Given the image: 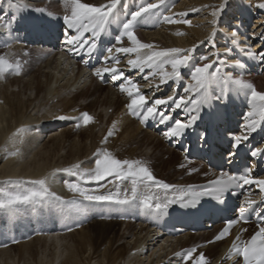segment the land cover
Listing matches in <instances>:
<instances>
[{
  "label": "bare ground",
  "instance_id": "6f19581e",
  "mask_svg": "<svg viewBox=\"0 0 264 264\" xmlns=\"http://www.w3.org/2000/svg\"><path fill=\"white\" fill-rule=\"evenodd\" d=\"M82 2L99 6L108 3V0H82ZM156 2L157 0H121L117 10L119 21L108 25L106 31L110 30L115 33L116 41V37L122 32V22L131 18V12L136 11L141 5ZM261 3H264V0H165V5L154 10L158 14L155 18L145 19L142 16L134 29L135 35L141 43L153 45L151 50L144 49L141 54L169 48H181L192 50L193 60L201 65L219 58L221 61H226L227 66L216 64L214 68L222 67V73H231L233 77H240L252 83L257 91L264 92V59L258 55L260 52H264V8L258 7ZM221 4H224V7L215 18L217 23L213 24L214 18L211 13L214 9H219ZM39 13L54 14L53 16H58L60 21L47 24L46 21L41 23L36 21L34 27H29L28 30L25 19ZM180 13H187V15L180 16ZM66 14H70V10L64 0H0V56L5 57L13 64L19 62V64L26 65L21 67L19 75L10 71L4 77H0V199L3 198V192H27L38 189L39 185L34 184L33 181L43 179L50 192L56 193L64 201L75 200L77 202L76 207L66 206L63 210L51 203L36 206L20 205L15 214L0 210V255L12 248L22 249L23 252L25 249L33 251L36 243L50 242L58 254L55 263L50 264H181L182 256L185 253L181 252L183 249L196 248L201 245L202 248L197 249L194 257L203 253L207 264H241L239 257L234 254L231 258L226 259V257L233 243H239L236 241L237 236L241 241L247 238L248 225L234 229L224 241L215 243H211V240L221 229V221L213 225L206 223V228L211 226L210 230L205 229L195 233H191L189 228L176 226L175 229L184 234L175 237L153 228L157 215L152 210L143 207L139 199L126 205L107 201L90 202L84 200L78 193L69 191L68 184L77 183L90 195L111 193L114 200L123 199L125 193L130 195L131 177L115 183H109L110 180H113L112 177H107L102 181L85 182L78 176H71L62 170L75 164H79L81 170L92 169L95 167V154L98 150L106 149L119 159L120 152L132 145L141 146L144 144L145 147L138 153H136L137 149L131 150L129 156H124L120 160H129L134 157L133 155H139V159L143 160L141 161L143 165L150 171L149 159L147 160L150 155L157 158L161 168L175 159L179 161V164L176 163L169 169L174 173L171 180L163 179L166 182L160 180L172 187L165 190L151 186L153 205L155 203L164 205L174 195L203 193L207 186L200 184L218 180L224 176L207 169L205 163L198 160L193 161L198 164L186 163L191 166L192 170H195L192 176H187L182 170L185 164V153L178 150L175 137H165L164 135L169 129L167 130V127L161 129L163 126L161 123L147 129L146 125L150 121L149 119L141 124L139 117L128 112L125 105L129 102V98L126 93L120 91L121 83L127 85L128 80H113L110 72L103 73L102 76L95 75V70L98 68L115 66L123 71L125 77L137 85L141 80L144 81V84L138 86L140 92L148 100L147 106L151 107L156 99H167L169 96L178 99L181 96L194 95L186 94L184 91L185 87L192 82L190 69L182 68L181 79L168 80L166 83L160 82L159 74H152L155 69L145 68L143 72L132 69L127 61L135 59L137 54L115 51L117 47L132 46L127 36L121 37V43L115 42L110 46L113 49L112 53L109 54L107 51L99 66L90 68L87 66L85 57L78 59L79 53L86 43L83 46L67 43L66 33L77 36L78 32L67 28L63 20V16ZM12 16H15L14 20L11 19ZM163 16L186 19L191 23L190 25L170 24L164 21ZM254 16L256 17L253 20ZM36 19L38 20V18ZM251 21L254 24L248 30L247 26ZM61 29L64 38L57 42L56 37ZM214 30L215 34L213 35ZM178 32L183 34L177 35ZM29 33L30 37L41 41L40 43L45 41L55 45L54 49L45 47L42 51L39 49L40 45L38 47L29 46L31 49L28 50L32 51L31 53L39 55L38 59H34V63H39L52 54L54 56L43 66L47 72L40 76L43 79L42 82L39 78L35 85L30 83L19 85L32 65H28V58L22 56L25 51L23 45L21 43L19 45L12 39L15 37L21 39L24 36L29 39ZM232 33L236 35L233 36ZM84 36L85 39H82ZM92 38L91 30L83 32L80 37L81 41H90ZM233 40L236 41L235 44H233ZM229 49L230 51H228ZM87 50L83 54H86ZM248 52L257 55L250 57L247 55ZM110 55L119 58V64H116L115 59H110ZM205 56L209 59L202 60L201 58ZM236 61H240L244 67L236 66ZM167 70L171 71L170 65L167 66ZM103 80L109 81L106 94L102 99L97 97L88 104L90 115H92L91 108L93 109L97 104L100 105L99 118L101 119L98 118L85 126L77 119H73L85 111L73 113V111H69L73 110L70 106L75 100L85 102L95 95L101 90L100 83ZM12 83H15L17 87H11ZM163 93H168V95L163 96ZM209 94L212 97L219 96L220 86L211 85ZM211 102L218 113L220 124L224 127L230 124L234 135L241 134L246 123L244 117L251 110L248 98L239 94L235 90V86L230 83L226 96L222 100L213 98ZM206 105L200 108L198 113L200 117L204 115ZM156 107L158 111L169 115L171 119L182 122L188 119V111L183 107L176 109L171 101L166 105ZM191 107V105L188 106V108ZM191 114L196 115L197 113ZM60 116L68 118L59 119ZM107 117L109 118L105 121ZM235 121H239L238 125L235 124L238 129L234 128ZM70 122L71 125H69ZM78 123L79 127L83 125L80 128L81 131L88 130L89 146L85 148L84 152L71 151L66 159L50 163V149L42 150L38 147V142L45 133L53 136L50 139L53 142L54 139L60 138L62 135L64 138L65 136L69 138L70 133L77 129ZM106 123L108 127L104 138L110 129L114 134L110 137L113 139L104 144V141L100 143L99 136L104 132ZM67 125L69 126L67 127ZM60 128H64V130L59 135H53ZM142 137L146 139L145 143L141 141ZM61 140L60 142H62ZM170 140L173 145L169 144ZM53 142L50 148L59 146ZM159 143H164L166 148L157 149ZM248 144H255L258 148L264 149V122H261V127L251 133ZM161 149L166 151L164 152L167 155L166 161L161 159L164 155L161 153ZM12 152L17 154L13 156ZM200 163L203 165H199ZM181 164L183 165L181 166ZM258 171H262L263 176L257 179H264V166L255 169V172ZM262 191L259 186L254 185L251 191L242 197L239 202V210L235 213H227L228 218L236 221L240 208L247 209L249 207L246 198L256 201ZM143 193L144 187L141 185L138 196ZM200 198L192 207L193 211L202 212L207 218L206 222L213 219L210 214L226 211L224 209L226 204L217 199L214 198L212 204H209ZM49 199L51 200V198ZM227 205L232 206L233 204L228 203ZM119 209L138 222L120 219L118 217ZM87 221H92V223L86 226ZM95 225L101 227L119 225L121 228L116 231L114 229L102 232V240L94 242L95 233L91 227ZM129 236L132 237L131 242L123 243V248L117 249L118 243ZM161 238L163 245L157 246ZM103 240L107 241L103 242ZM105 243L107 247L101 253L100 247ZM11 246L14 247L11 248ZM62 248L65 255L59 254V249ZM86 251L88 254L85 258L79 257L80 252ZM145 251L151 253L149 257L142 260L141 256L145 254ZM183 264H192V261H184Z\"/></svg>",
  "mask_w": 264,
  "mask_h": 264
},
{
  "label": "snow or ice",
  "instance_id": "6c2138e0",
  "mask_svg": "<svg viewBox=\"0 0 264 264\" xmlns=\"http://www.w3.org/2000/svg\"><path fill=\"white\" fill-rule=\"evenodd\" d=\"M65 5L70 10V14L63 16L65 25L69 30H76L78 32L77 36L68 35L67 43L69 45L88 43V41H81L80 37L83 32L91 30L93 34V43L89 51L96 47L95 39H98L103 33L107 26L119 21L117 14L118 5H120L121 0H108V3L101 4L99 6L83 3L82 0H64ZM165 5V0H157L156 3H146L141 5L136 11L131 12L130 19L122 22V32L116 37L117 44L121 43V37L127 36L128 40L131 42V47H117L115 51L117 53H136L135 59H129L127 61L128 65L132 69H138L143 72L145 68L155 69L152 73L153 75L159 74L160 82L166 83L168 80H179L181 79V69L189 68L191 75V83H189L184 91L186 94L178 99L169 96L167 99H156L153 106H147L148 100L145 95L140 92L139 86L134 83L131 79L124 76L123 71L113 66L112 68L96 69L95 75L102 76L103 73H111V78L113 80L127 79V85L121 83L120 91L126 93L129 102L125 105L128 112L140 118V123L144 124L149 117H160V123L164 124L171 119L169 115H166L162 111H158L156 106L166 105L169 101L175 106L176 109L185 108L189 115L186 121L175 120L174 126L170 127L169 131L165 132V137H177L184 134L185 130L192 127L196 121L200 118L198 113L203 105L209 104L211 99L215 98L217 100H222L227 92L229 91V84L235 86V90L239 94H243L248 98V103L251 110L247 112L244 117L246 123L243 126V131L241 134L234 135L232 138V148H239L244 142L249 139L251 133L255 132L258 127H261V122H264V92L257 91L254 85L250 82L245 81L240 77H233L231 73H222V67H215L214 65L220 64L227 66L226 61H221L219 58L209 63L198 64L193 60L191 55L192 50H184L181 48H169L161 51H150L143 52L144 49L151 50L153 45L141 43L136 37L134 29L139 22V18L142 16L145 19L155 18L158 14L154 11L159 9L161 6ZM224 4H221L219 9H214L211 13L213 16V24L217 23L215 19L218 17L219 12L222 11ZM260 8H264V3L258 5ZM19 10V9H18ZM42 11V10H41ZM180 16H185L187 13H180ZM12 20L15 16H12ZM165 22L173 24H189L190 21L186 19H174L171 16H163ZM183 33H177V35H182ZM215 30L213 31V35ZM235 36V33H232ZM211 39V37H209ZM236 41L233 40V44ZM109 54L112 53L113 49L109 48L107 50ZM230 51V49L228 50ZM247 55L254 57L257 54L248 52ZM259 57L264 59V52H260ZM110 59H115L116 64H119V58L109 56ZM202 60H208L207 56L202 57ZM236 66L243 68L244 65L240 61L235 62ZM171 67V71L167 70V66ZM214 68V70H212ZM21 66L19 62L13 64L5 57L0 56V77H4L8 72H14L16 75L20 74ZM212 70V71H210ZM147 79V77H145ZM217 84L220 86V95L212 97L209 94V88L211 85ZM158 87V86H157ZM191 105V108L188 106ZM191 113H197L193 115ZM59 119H67L68 117L60 116ZM82 122L85 126L94 121V117L88 112H82L79 117H74ZM79 123L77 127H79ZM115 127V125H113ZM113 130L110 129L107 136L104 138L106 142L108 137L113 135ZM17 153L12 152L11 155L15 156ZM230 155H235V152L230 153ZM253 157L257 155H264V149L255 148L251 151ZM95 167L88 170H81L79 164L72 165L69 168L63 169L62 171L68 173L71 176H78L80 180L88 181H102L107 177H112L109 183H115L116 181H124L128 178L131 179V189L130 195L125 193L123 199H115L110 193L108 195H90L87 194L86 190L77 183H69L68 189L73 193H78L79 196L83 197L86 201L95 202H115L117 204L126 205L137 199L146 209H152L153 207L157 211L167 207V204L162 205L161 203H155L153 205V196L151 194V186L157 188H163L165 190L172 187L160 180H157L151 173V171L143 165L141 161H131V160H120L115 158L106 149H100L95 154ZM240 181L243 185L255 184L264 190V179H255L251 175H242L239 177L226 176V179L221 178L214 181L215 188L213 191L217 194V198L222 195L229 186L235 184L237 187H242ZM34 184L39 185L38 189L29 190L27 192H3V198L0 199V210H4L9 214H15L19 209L18 206H36L46 203H51L54 206L61 208L62 210L67 207H76V201H64L62 197L56 195L54 192H50L46 186V181L43 179L33 181ZM143 185L144 193L138 196L139 188ZM210 194L208 190L203 193L195 195H208ZM51 198V200L49 199ZM58 202V203H57ZM194 202V201H193ZM246 203L251 207L255 201L248 200L246 198ZM245 208H240L241 218L245 213ZM236 221H229V224H233ZM229 232V228L226 227L223 231L215 238L220 240L224 238ZM232 248L229 250L227 258H231L232 255H236L243 260V264H264V226L259 227V230L248 240L241 241L240 237H236ZM197 253L195 247L187 250L183 256L182 260L187 262L192 261V264H207L206 257L203 253H199L198 256L194 257ZM180 255L179 253L177 254Z\"/></svg>",
  "mask_w": 264,
  "mask_h": 264
},
{
  "label": "rangeland",
  "instance_id": "374dc122",
  "mask_svg": "<svg viewBox=\"0 0 264 264\" xmlns=\"http://www.w3.org/2000/svg\"><path fill=\"white\" fill-rule=\"evenodd\" d=\"M40 14V13H39ZM39 14H34L32 16H30L29 18L25 19V21H28V19H31V18H40ZM54 15V14H53ZM53 15L51 14H48L47 19H51L52 21H57L58 19H60L58 16L57 17H54ZM56 15V14H55ZM235 16V14H234ZM256 16L253 17V20ZM45 19V20H47ZM44 20V19H43ZM244 21V20H243ZM245 22V21H244ZM254 23L251 21V23H249V25L247 26V29L250 30L252 25ZM62 34V33H61ZM61 39H63L61 37ZM14 41H16V43H18L20 45H23L22 47H24L25 51L23 52L22 56L24 58H28V65H32V68L30 69V71L28 72V74H26L22 81L19 83L20 84H26V83H30V84H33L35 85L36 84V81L39 80L40 76L43 74V73H46L47 72V69H44L43 66L44 64L49 60L51 59V57H53L54 55L52 54L51 56H47L45 57V60H42L41 62L39 63H34V59H38L39 58V55L36 53H31L32 51L28 50V49H31L29 47V45H32L31 43H34V42H27L23 39H19V38H14L12 39ZM36 46L34 47H38L39 46V43H36L35 44ZM33 46V45H32ZM41 46V45H40ZM45 47L47 46H42V47H39V49L42 51ZM53 53V52H52ZM32 60V61H31ZM20 66L21 67H25L26 65L20 63ZM77 68H80L79 66L75 65ZM31 67V66H30ZM35 81V82H34ZM40 81L42 82L43 79L40 78ZM101 90L96 92L95 95H93L92 97H90L88 100H86L85 102L83 101H79V100H75L70 107H72L71 109L73 110H69V111H73V113H78L80 111H85V112H88L90 114V110L88 108V104L91 102V101H94L97 97H99V99H102L104 97V95L106 94L107 92V85L109 84V81H101ZM142 85L144 84V81H140L138 83V85ZM149 84V83H148ZM100 86V85H98ZM11 87H17L15 83H12L11 84ZM169 93V92H168ZM168 93H163V96H167ZM27 96V94H26ZM98 100V99H97ZM99 104H97L95 107H93V109L91 108V114L94 116V121H96V119H98L100 117V113L99 111L101 109H99ZM118 111V110H117ZM116 111V112H117ZM65 114V113H64ZM109 117H107L105 119V121L108 119ZM101 119V118H99ZM71 125V122L70 124ZM67 125V127L69 126ZM83 126V125H82ZM81 127H77V129L70 133V137H66L64 138V136L62 135V137H57L56 139H54V142L53 141H50V139H52L53 136H50V134L47 135V133L44 134L43 138H41V140L38 142V147L41 148L42 150H49L50 149V157H51V161L50 163H55L57 161H62L63 159H66V157L68 156V154L71 152V151H80V152H84L85 148L87 146H89V138H87L88 136V130H80ZM66 127V128H67ZM107 123L105 125V129H104V132L99 136V141L101 143V141H104V133L105 131L107 130ZM64 128H60V129H57L53 135H59V133L61 131H63ZM40 133V132H39ZM38 134V133H37ZM47 135V136H46ZM62 138V140H61ZM113 138H110L109 137V140L107 139V142L112 140ZM60 140L62 142H60ZM141 141L142 142H146V139H144L143 137L141 138ZM52 142L55 143V144H58L59 146L58 147H51L50 146L52 145ZM104 144L106 143L105 141L103 142ZM102 143V144H103ZM143 147H145V145H141V146H137V145H132V146H129V147H126L123 149V152H120V155H119V159H121L122 157L124 156H127L131 150H134V149H137L136 153H138L141 149H143ZM160 147H163L164 149L166 148V145L164 143H159V147L157 149H159ZM164 149H161V153H164L166 151H163ZM123 153V154H121ZM141 155V153H140ZM177 155V154H176ZM129 156V155H128ZM134 157L129 159L131 161H143L141 159H139V155H133ZM154 158V159H153ZM167 158V155L164 153V155L161 157V159H164L166 161ZM149 159V160H148ZM147 160H148V165L150 166L151 168V173L152 175L158 179V180H171V177L172 174V171H169V169L171 168V166L175 165L176 163H178L179 161L177 159H175L174 161H172L170 164H168L167 166H163L161 168V166L159 165V162L157 161V158L155 157H151L148 156L147 157ZM184 163V162H183ZM186 163H190L188 161H185V164H184V168H182V170H184L185 174L187 176H192L194 174V171L195 170H192L191 169V166L189 165H186ZM192 163V162H191ZM196 163V162H195ZM179 164V163H178ZM198 164V163H197ZM183 164H181L182 166ZM199 165H203V164H199ZM173 180L175 179L172 178ZM163 180V181H165ZM166 182V181H165ZM235 211V210H234ZM120 218V217H119ZM121 219V218H120ZM122 220H126V221H134L133 219H130V218H122ZM134 222H138V221H134ZM91 222L87 221L86 223V226L91 224ZM121 223H124V222H121ZM143 225H146V223H143ZM259 227L261 226H253L252 224L248 225V232H247V236L250 235L252 232H254L255 230H258ZM119 228H121V226L119 225H114L112 227H101V226H98V225H95L93 227H91V230L95 233V237H94V242L96 241H99L101 239V233L102 232H106L107 230H118ZM159 230V229H157ZM207 230H210V228H207ZM161 231V230H160ZM162 232V231H161ZM97 233H99L97 235ZM182 235V234H181ZM176 236H180V235H176ZM109 237L111 238V235H109ZM164 237V236H163ZM131 238L132 237H127V238H123L121 242H119L117 249H122L123 248V243H130L131 242ZM165 238V237H164ZM208 238V237H206ZM102 240V239H101ZM100 240V241H101ZM162 238L159 239V243L157 244V246L159 245H163L162 244ZM107 241V240H106ZM105 240H103V242H106ZM15 246V245H14ZM14 246H11L14 247ZM10 247V246H9ZM107 247V244H103L100 248H101V253L105 250V248ZM199 248H202V246L200 245L199 247H196V249H199ZM157 249V247H156ZM60 250V255H65L64 253V250L63 248L62 249H59ZM151 252H146L145 251V254L143 256H141V259L144 260V258H147L149 257ZM88 254V251L86 252H80L79 253V257L81 258H85ZM58 256V254H56V249L53 248V245L50 244V242H40V243H36L33 247V251H27L25 249V251L23 252L22 249H19V248H12L10 249L8 252H6L5 254L3 255H0V264H50V263H55V259L56 257ZM144 262V261H143ZM145 263V262H144ZM184 261L181 262V264H183Z\"/></svg>",
  "mask_w": 264,
  "mask_h": 264
}]
</instances>
